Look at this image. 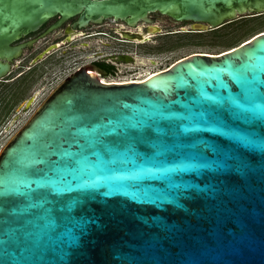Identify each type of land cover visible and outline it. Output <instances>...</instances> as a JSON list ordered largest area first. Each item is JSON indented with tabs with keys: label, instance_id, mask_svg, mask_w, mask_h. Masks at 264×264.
I'll use <instances>...</instances> for the list:
<instances>
[{
	"label": "water",
	"instance_id": "obj_1",
	"mask_svg": "<svg viewBox=\"0 0 264 264\" xmlns=\"http://www.w3.org/2000/svg\"><path fill=\"white\" fill-rule=\"evenodd\" d=\"M263 13L264 0H0V81L32 44L15 42L55 17L48 33L74 18L77 29L106 20L149 23L154 14L203 32ZM243 94L264 100V32L137 82L104 83L85 70L67 76L0 149V188L8 190L0 197V264H264V120L238 118L225 103L216 105L218 116L252 144L214 129L181 138L194 147L185 155L214 145L227 154L222 166H193L170 145L155 158V134L137 145L139 159L114 148L110 162L96 142L117 120L158 118L164 110L178 119L186 108L207 110L220 97ZM74 155L86 158L80 169L64 168ZM57 178L68 190L53 197ZM27 185L50 203L29 208ZM75 224L82 229L73 232ZM8 228L17 237L4 246Z\"/></svg>",
	"mask_w": 264,
	"mask_h": 264
},
{
	"label": "rangeland",
	"instance_id": "obj_2",
	"mask_svg": "<svg viewBox=\"0 0 264 264\" xmlns=\"http://www.w3.org/2000/svg\"><path fill=\"white\" fill-rule=\"evenodd\" d=\"M151 16L155 17L157 23L165 29L186 26L188 23H176L159 14ZM262 32H264V13L240 16L219 28L203 32L185 33L168 39L155 38L156 45L149 44L146 49L157 61V64L150 69L165 68L195 53L212 55L225 52ZM43 46L44 44L35 47L31 53L26 50L12 72L0 81V149L21 128L45 95L74 67L72 52L66 51L65 48L54 53L46 61L30 65V59ZM40 89L43 93L39 98L25 107L24 104L33 97L34 91Z\"/></svg>",
	"mask_w": 264,
	"mask_h": 264
},
{
	"label": "snow or ice",
	"instance_id": "obj_3",
	"mask_svg": "<svg viewBox=\"0 0 264 264\" xmlns=\"http://www.w3.org/2000/svg\"><path fill=\"white\" fill-rule=\"evenodd\" d=\"M227 103L230 109L234 110V113L238 118L242 117L246 120H264V100H261L258 96L243 94L239 98L232 97H220L213 102V106H210L207 110L193 111L190 108H186V114L179 115L171 111H161L158 118L148 116L146 118L137 119L135 122L122 119L117 120L112 126L106 128L104 131L99 132L97 135V141L103 145L104 151L102 156L107 158L108 161H114L113 149L119 148L135 158H140V153L135 151L137 145H142L147 142L148 136L155 134L158 139L155 142H151L153 149V156L159 158L164 154L163 148L165 145H170L169 150H181L180 158L182 160H191L193 166L196 167H209L212 164L222 166L223 158H227V154H223L214 145L209 150L201 149L195 154H183L182 150L185 147L193 148L191 145H184L180 143L182 137L200 131H209V129L216 130L224 136H232L238 142L242 141L246 144H252L246 137L239 135L238 132L229 128L227 124L218 116L216 105L223 106ZM167 122V126L162 125ZM111 123V122H110ZM112 137L113 140L108 144H104L105 138ZM261 149H264V140L260 142ZM208 146H205L207 148ZM85 157L74 155L63 162V167L66 169L79 170L82 160ZM58 166V165H57ZM66 184L59 178L51 181V186L48 195L57 196L62 195L67 191ZM13 191L19 192L20 188H16ZM8 190L3 186L0 188V197L7 194ZM28 196L31 203L29 208H43L45 204L50 203L46 195L38 194L37 190L32 185H27V191L24 193ZM47 212L48 210L45 209ZM41 220L45 221V227H53L54 222L49 220L47 216L41 215ZM76 229H82V226L75 224L73 226V232ZM4 246L12 243L17 237V232L13 228L4 229ZM28 233H26L27 235ZM68 238L71 242L75 243L77 237L69 233Z\"/></svg>",
	"mask_w": 264,
	"mask_h": 264
},
{
	"label": "flooded vegetation",
	"instance_id": "obj_4",
	"mask_svg": "<svg viewBox=\"0 0 264 264\" xmlns=\"http://www.w3.org/2000/svg\"><path fill=\"white\" fill-rule=\"evenodd\" d=\"M58 19V17H55L49 20L38 31L28 34L15 42V44H27L29 42L32 44L23 50L22 55L15 60V64H13L12 69L17 65V63H19L26 50L31 53L35 47H39V45L44 44V46L30 59V65L33 66L41 61H46V59L52 57L54 53L58 52L62 48H65L67 49L66 51L72 52L71 56L74 57V67L63 79L72 73L85 70L86 72L94 74L104 83L137 82L140 81L138 76L140 75V70L147 68V66H150L151 68L157 64V61L152 58L151 53L146 50L147 45H156V39L158 38L168 39L169 37L185 33H193L191 31L182 32L181 30L184 26L165 29L164 26H160L157 23L155 17L153 16H151V21L149 23L139 22L133 26L124 21L106 20L98 24H89L85 28L77 29L72 27V24L75 21L74 18V20L70 19L72 22H69L70 20H68L56 30L48 33V29ZM110 24H112V26ZM188 24L189 23H187V25ZM122 25L123 28L121 27ZM139 25H143L144 31L146 32L150 29L154 30L155 34L150 42L137 43L133 39L132 36L137 34L136 32L131 34L130 30L136 31ZM157 25L160 27V30H158ZM119 29L125 35H122L121 32L118 31ZM73 34L78 35L71 38ZM54 46H56V48H52ZM137 57L148 60L149 58H152L155 64L142 65L134 60ZM173 63L169 64L165 68H159L156 70H158V72L164 71ZM62 80H60V82ZM58 84H56V86ZM50 92H48L45 97Z\"/></svg>",
	"mask_w": 264,
	"mask_h": 264
},
{
	"label": "bare ground",
	"instance_id": "obj_5",
	"mask_svg": "<svg viewBox=\"0 0 264 264\" xmlns=\"http://www.w3.org/2000/svg\"><path fill=\"white\" fill-rule=\"evenodd\" d=\"M121 27L123 28V25ZM190 28H191V23H189L188 25L182 27V30L181 31L182 32H190L189 31ZM158 30H160V27L159 26H158ZM118 31L121 32L120 29ZM134 32H136L137 35H134L132 37H133V39L137 43H147V42H150V40L152 39V37L155 34L153 29H150L148 32L144 31V26L143 25H139L138 28L136 29V31L130 30V33L131 34H133ZM193 33H196V32H193ZM121 34L122 35H125L123 32H121ZM76 35H78V34H73V36L71 38L75 37ZM52 48H56V46H54ZM134 60L137 61L138 63L142 64V65H148V64L149 65H152V64H155L154 63V60L152 58H149V60H148V59H144V58L137 57ZM155 72H158V70H156V69H150V66H147V68H144L143 70H140V75H138V76H139V79L141 80V79H145V78L151 76ZM42 91L43 90H41V89L40 90H37V91H34V95L30 99L29 105L32 104L33 102H35L39 98V96L43 93Z\"/></svg>",
	"mask_w": 264,
	"mask_h": 264
}]
</instances>
